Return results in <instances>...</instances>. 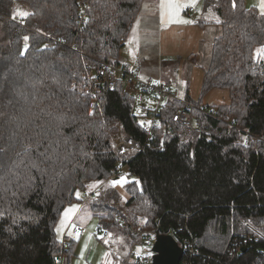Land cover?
Returning a JSON list of instances; mask_svg holds the SVG:
<instances>
[{
  "label": "trees",
  "instance_id": "1",
  "mask_svg": "<svg viewBox=\"0 0 264 264\" xmlns=\"http://www.w3.org/2000/svg\"><path fill=\"white\" fill-rule=\"evenodd\" d=\"M80 1L88 2L87 22L77 30ZM15 3L30 15L22 17L29 28L0 17V264L69 261L75 241L64 238V246L56 224L67 205L80 203L77 190L91 188L99 190L88 201L97 230L131 243L138 242L132 227L188 239L193 264H264V59L257 57L264 15L245 0L235 7L203 0L221 34L198 98L187 99L214 116L193 110L199 131L184 138L186 128L173 121L175 100L165 102L149 135L133 96L102 89L90 108L79 89L90 58L121 63L144 0H0V13L10 16ZM214 88L225 89L228 101L207 107L203 98ZM118 127L143 146L148 140L144 150L119 156ZM120 166L131 175L123 184L128 215L108 186Z\"/></svg>",
  "mask_w": 264,
  "mask_h": 264
},
{
  "label": "crops",
  "instance_id": "2",
  "mask_svg": "<svg viewBox=\"0 0 264 264\" xmlns=\"http://www.w3.org/2000/svg\"><path fill=\"white\" fill-rule=\"evenodd\" d=\"M260 2L261 0H245L247 7H254L261 14ZM190 8L192 6L187 9L184 8L183 0H144L125 40L132 39L129 42L130 49L122 56L120 55V62L129 65L136 75L142 77L153 75L150 73L151 63L148 62L149 59L153 58L158 61L156 77L165 80L168 88L176 92L172 86L173 76L176 72H181L185 87L183 98L196 100L200 94L203 71L208 65L213 41L220 36L221 28L214 22H206L205 24L202 21L192 22L196 10L189 11ZM174 35H179L181 40L190 39L191 49L187 50L186 60H198L200 63L197 69L192 70L187 62L180 63L178 58L173 59L174 56L172 57L171 53L173 52V44L177 40ZM204 42H207V52L204 51ZM135 47H137L136 51ZM123 48L124 45L121 52ZM206 53H209L208 58H204ZM163 55L167 58L166 60L163 59ZM192 80L198 85L196 94L188 91ZM227 101L226 91V99L218 103L224 104ZM140 105L146 111L150 109L143 101ZM69 230L70 228L67 226L63 232V238H67V241L73 240L68 238ZM78 231L82 233L81 228H78Z\"/></svg>",
  "mask_w": 264,
  "mask_h": 264
},
{
  "label": "rangeland",
  "instance_id": "3",
  "mask_svg": "<svg viewBox=\"0 0 264 264\" xmlns=\"http://www.w3.org/2000/svg\"><path fill=\"white\" fill-rule=\"evenodd\" d=\"M184 2V8L187 9L189 6H192V9H195L196 12L193 14L194 18L192 22L194 21H206L207 23H213L217 21V16L213 12L212 8L210 6H205L203 3V0H196L195 4L193 5L191 3V0H183ZM12 14L20 19H22L21 16L16 15L17 12H27L29 13V8L25 5L17 4L15 3V6L12 8ZM3 14L0 13V17L3 18ZM185 17V15H184ZM185 19H187L185 17ZM209 20V21H207ZM6 21H11L7 19ZM13 22V21H11ZM15 23V22H13ZM16 24V23H15ZM1 33V29H0ZM177 39L173 44V52L172 57L175 60V58L179 59L180 63L187 62V65L191 67L192 70H195L199 66L198 60H186L187 50L191 49V42L190 39L181 40L179 35H174ZM132 39H129L125 41L124 48L121 52V56L123 53H125L127 50L130 49V41ZM204 51L206 50L207 42H204ZM135 47V51H136ZM25 47H23L22 50H24ZM207 52V50H206ZM209 52V49H208ZM167 56V55H166ZM209 53H206L204 55V58H208ZM163 59L166 60L167 58L163 55ZM102 61V60H99ZM148 62H150V73L153 74L152 76H155L157 64L158 61L152 59H149ZM87 63V62H86ZM147 75H144L142 77H145ZM157 76V75H156ZM155 76V77H156ZM174 81H172V86L175 88L176 92L180 97H184L185 93V87L183 82V77L181 72H176L174 74ZM203 78V77H202ZM189 92L197 93L198 91V85L192 80L189 84ZM223 95V96H222ZM222 96V97H221ZM134 104H133V113L137 116V119L139 123H146L148 122V118L146 115V110L140 105L142 101L145 103V105L148 108H151L155 105V99L148 95H133ZM226 99V90L222 88H214L210 90L205 97L203 98V104L207 107H211L213 105L219 104L218 102H221ZM228 100V96H227ZM193 123L194 117H193ZM119 129V127H118ZM118 131V130H117ZM194 131V130H192ZM199 131V128L198 130ZM114 142V137H113ZM115 143V142H114ZM127 175L125 171H122V173L118 176L116 180L108 181V186H112L114 189H116L121 196V201L117 204V206L121 207L123 210L122 213L128 215V213L124 210V204L125 201L128 198V193L125 192L123 184L126 181ZM119 181V183H116L113 185L112 182ZM93 189V188H91ZM90 190V189H89ZM86 190V191H89ZM99 191V190H98ZM98 191H96L98 193ZM97 195V194H96ZM83 197V192L81 193L80 197V203L79 202H73L70 205H67L61 215L60 218L56 224V233L58 237L61 239V242H64L63 238V232L65 228L68 226L70 228L68 233V238H72L75 241V247L72 251L73 256L68 261L67 258L64 257V263L63 264H125L128 253L130 250V247L135 243H131V240L123 233H112L108 230L109 233H111V237H108L107 239H102V230H97L96 224H97V218L89 208L88 201L92 198L86 200L84 203L81 204V199ZM72 205H78L79 210L71 214L66 220H64L63 225L61 224L62 221V214L64 213L65 209L70 208ZM78 228L82 229V233L78 231ZM59 229V231H58ZM133 233L135 234L139 244L140 238L147 236V235H153L154 231L151 229H138L134 228ZM77 233L79 234L77 237ZM107 241V243L105 242ZM152 246L145 245L142 248H137L139 252L142 250L151 252Z\"/></svg>",
  "mask_w": 264,
  "mask_h": 264
},
{
  "label": "built area",
  "instance_id": "4",
  "mask_svg": "<svg viewBox=\"0 0 264 264\" xmlns=\"http://www.w3.org/2000/svg\"><path fill=\"white\" fill-rule=\"evenodd\" d=\"M79 16L77 21V30L83 29L86 24L87 19V1L79 2ZM193 9L190 8L189 11ZM15 15H4L3 19L11 20L16 24L29 28L24 24V21ZM38 34L43 35L48 39V41L52 43L64 44L62 39H56L50 37L44 33L39 31H34ZM71 49H73V45H69ZM97 62L98 65H93L92 62ZM86 68L88 69V73L83 76V81L81 82L79 89L81 94L87 95L90 98L89 107L92 108L95 105L96 98L100 96L102 89H106L109 91H113L115 89H120L124 93H127L131 96L139 94L144 95L148 94L155 99V105L147 110V118L148 122L146 125V130L148 134H151V130L157 128L160 125V119L158 114L168 99L175 100L180 103V105L175 109L173 114V121L182 125L186 128L184 132V138H187L189 133L194 130H198V127L193 123V110H201L203 112L208 113L211 116H214L213 113L207 112L202 107H196V105L190 100L180 97L176 92L171 91L165 80L160 77H154L152 75H148L145 77H141L136 75L129 65L125 63L119 64H111L104 61H99L94 58H90V61L85 63ZM158 81V84H153V81ZM230 127H234L240 131L242 129L238 128L234 124V119H231L228 122ZM258 138H255V141ZM114 145L116 153L119 156H125L128 154H134L142 152L145 146L148 144V140L145 142V145H141L136 142V140L121 131L120 127L117 133L114 136ZM125 171L127 175L126 180L129 181L131 175L127 173L126 167L120 166L116 168V171L113 172L112 176H116V173H122ZM119 174V175H120ZM97 188L90 189L89 191L83 192V197L81 199V204L86 200L95 197ZM114 218L120 220L119 214L115 213ZM109 237V232L107 229H102V239H107ZM155 241V234L147 235L140 238L139 244L134 243L129 250L128 258L125 264H151L153 252L141 251L139 252L137 248H142L145 245L152 246ZM179 244L183 246L184 252L179 264H193L191 255L195 253L192 245L190 244L188 239H184L179 241ZM63 245L66 246L67 242L64 241Z\"/></svg>",
  "mask_w": 264,
  "mask_h": 264
},
{
  "label": "water",
  "instance_id": "5",
  "mask_svg": "<svg viewBox=\"0 0 264 264\" xmlns=\"http://www.w3.org/2000/svg\"><path fill=\"white\" fill-rule=\"evenodd\" d=\"M151 250L153 252L151 264H179L184 252L178 239L173 235L162 236L159 231L155 234Z\"/></svg>",
  "mask_w": 264,
  "mask_h": 264
},
{
  "label": "snow or ice",
  "instance_id": "6",
  "mask_svg": "<svg viewBox=\"0 0 264 264\" xmlns=\"http://www.w3.org/2000/svg\"><path fill=\"white\" fill-rule=\"evenodd\" d=\"M196 2V0H191V3L194 5ZM233 7H235V0H233ZM260 10H261V14L264 15V0H261L260 2ZM16 15H19L21 17H26L28 15H30V13L27 12H17ZM15 18V16H14ZM87 22V21H85ZM25 41H27L29 39V37L25 36L24 37ZM27 50V45L25 46V49L22 50L21 55H24V52ZM257 57H259L260 59H264V47L260 48L257 50ZM153 84H158V81H153ZM29 147L28 145H25V148ZM0 151H2V149H0ZM19 165L16 164L14 165V167H18ZM113 185H115L116 183H119V181H115L112 182ZM89 187H95V184L93 185H89ZM77 199H80L81 197V193L79 192V190H77V192L75 193ZM97 195H99V193H97ZM79 210V206L78 205H72L70 208L65 209L64 213L62 214V221L61 224L63 225L64 220H66L71 214L76 213ZM59 231V229H58ZM78 233H77V237H78ZM111 233H109V237H111ZM107 243V241H105Z\"/></svg>",
  "mask_w": 264,
  "mask_h": 264
}]
</instances>
